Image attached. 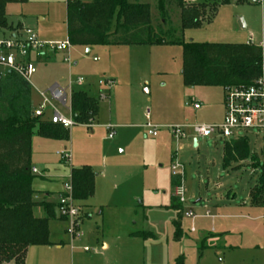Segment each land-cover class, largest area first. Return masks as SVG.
Masks as SVG:
<instances>
[{"label":"rangeland","instance_id":"1","mask_svg":"<svg viewBox=\"0 0 264 264\" xmlns=\"http://www.w3.org/2000/svg\"><path fill=\"white\" fill-rule=\"evenodd\" d=\"M130 1L148 4L153 26L162 25V30L168 34L167 39L177 43L146 47L143 50L134 48L108 51L92 48L89 58H98L97 63H92L86 56H76V51L84 54V49L69 48L71 64L73 59L78 62L76 69H69L67 64L62 69L38 67L37 74L30 80L31 103L35 109L39 104L36 90L46 91L55 84L63 86L71 74L75 75L72 79L77 78V75L83 77L89 74V81L96 83L99 79L107 78L103 71L113 61L121 63L130 60L131 63V66L124 68L115 67L120 77L114 82L111 92L101 88L108 98L99 101L98 120L91 127L94 134H90V130L83 125L70 129L67 144L70 164H78L87 158H98L99 161L103 157L107 158L103 188L108 198H114L113 205L106 207L104 204L101 209L94 202H89L90 219L87 218V211L78 203L81 212L76 220L78 229L74 241L80 242L81 249L75 253L90 255L82 251L85 247L90 253L94 249L98 250L100 243L97 245L95 239L103 235L109 239L111 248L108 260L112 262L118 257H115L117 252L113 248L114 244H110V239L126 232H150L155 236L154 247L157 250L164 248L163 253L148 251L144 264H175L180 255L177 248L166 250L163 244L169 236L175 211L164 207L170 205L171 198L176 194V187L171 185L170 177L171 166L178 164L182 170L179 169L176 173L183 174L184 214L189 210L194 213L196 208L207 206V202L218 201L231 205V208L238 210L236 215L241 216L230 222L234 233L226 238V242L236 244L237 249L231 252L209 250L205 253L208 256L203 257V264H264V184L263 191L257 196V202L261 206L254 208L253 212L258 219L253 221L246 218L244 212L248 209L247 201L251 192L261 186L262 181L264 183V142L253 134H242L249 141L250 160L232 164L227 169L222 160L223 140L215 136L198 139V146L192 147L193 138L189 128L219 122L223 93L221 88L184 86L180 45L191 40L207 44H252L262 49L264 63V4L254 5L251 0H243L239 4L232 2L219 7L213 17L209 12L199 30L181 32L176 8L170 7L165 14H161L157 8V0ZM7 13L9 16H24L29 23L36 22L38 15L45 16L47 20L42 25L43 30L51 35H62L66 29L65 0H30L25 7L11 5ZM15 22L16 20L10 19V23ZM189 101L199 103L200 110L194 111L191 107H186L185 103ZM146 110L150 111V118L146 117ZM61 113L69 116L66 111L61 110ZM111 116L114 118L112 124L127 126L121 130L116 129L113 140L108 139L107 127L105 128ZM146 123L159 126L157 138L147 137V129L140 128ZM176 126H187L185 131L189 138L180 142L172 138L168 128ZM48 154L50 155L46 159L51 167L49 170L68 181L70 164L60 163L54 151ZM253 156L256 163L251 161ZM176 204L179 205L180 202L177 200ZM99 211L102 213L101 217L98 216ZM253 214L249 217L253 218ZM65 225L68 227V224ZM65 225H52V240L64 239L62 228ZM204 244L209 246L210 242ZM185 251L186 264H197V259L189 253L190 250ZM67 261L72 264L69 256Z\"/></svg>","mask_w":264,"mask_h":264},{"label":"trees","instance_id":"2","mask_svg":"<svg viewBox=\"0 0 264 264\" xmlns=\"http://www.w3.org/2000/svg\"><path fill=\"white\" fill-rule=\"evenodd\" d=\"M243 0H157L161 14L174 7L179 12L180 31L199 29L210 12L212 17L221 6ZM28 0H0V35L12 31L6 7L26 4ZM67 42L70 46H165L175 44L167 39L162 25L153 26L148 4L130 0H65ZM164 20V19H163ZM182 47V81L186 87L223 88L248 86L261 76L262 49L252 44L180 43ZM38 63V61H37ZM99 102L81 90L71 95V117L77 125L94 121ZM67 141L68 132L60 126L32 117L30 86L14 74L0 81V264H24L29 247L52 246L49 222L53 207L43 205L46 217L37 219L33 210L35 192L31 189V137ZM224 168L250 160L247 139L224 141ZM251 161L256 163L253 156ZM95 173L88 166L71 169L73 198L86 202L94 195ZM179 184L177 177L171 181ZM261 186L251 193V203L261 206L257 196ZM172 199L168 209L176 212L172 225L173 240L182 237L181 206ZM258 204V205H257ZM143 240H155L150 232L132 234ZM201 250V249H200ZM175 264H183V258Z\"/></svg>","mask_w":264,"mask_h":264},{"label":"crops","instance_id":"3","mask_svg":"<svg viewBox=\"0 0 264 264\" xmlns=\"http://www.w3.org/2000/svg\"><path fill=\"white\" fill-rule=\"evenodd\" d=\"M29 1L30 0H28V2ZM28 2L23 5L19 4V6L25 7L28 4ZM11 5H16V4H11ZM11 5H8L6 7V16L9 24L12 26L13 29L30 28L36 33L38 40L42 43H49V42L64 43V41H67L66 29H64L62 35H57V36L44 32L42 25L47 20L45 16L38 15L36 16V22H31V23H29L27 18L21 15H20L21 17L9 16V14L7 13V9ZM10 19L16 20L15 24L10 23ZM199 29H194V30H199ZM190 42H193V40H191ZM146 47L149 48L150 46H94V47L70 46V48L74 50L84 49L85 55L83 54V52L80 53V51H76L77 52L76 56L81 58L82 56H86L89 59V61H91L92 63H97L99 61V59L97 58L98 59L97 62H93L92 59L96 57L89 58L92 48H99L109 51L112 49L132 50L134 48H136L137 50H143V48ZM65 52L49 53L38 59L37 72H38V67H43L44 69H48V68L62 69L68 66L69 69L71 68L76 69L78 67L77 60L72 58L74 61L71 64V60H70L71 53L68 50L66 57ZM65 59H68L70 64L64 62ZM116 66L124 68L127 66H131V63L130 60H126L121 63L120 62L118 63L117 60L113 61V64L111 63V65H109V67H106L103 71V73L107 76V78H102V79H111L112 81L115 82L116 79L120 77L117 73V70H115ZM68 76H70L69 79L75 77V75L72 74ZM77 77H81V76L77 75ZM83 77L86 78L87 85L79 87L77 88V90L84 91L90 97L96 98L98 100V95L101 92V89H99L96 83L89 81L88 79L89 74H85L83 75ZM66 83L64 85H66ZM48 86L45 89H47ZM98 115H99V109H98V114L93 121V124L95 123V121L98 120ZM145 115L147 118H150L151 115L150 111L146 110ZM223 115H224V108H223V96H222V112L219 122L207 126L219 125L223 119ZM48 118L49 115L47 114L42 121L49 123ZM113 121L114 118L111 116L110 122L105 126V128L113 127L114 133L116 129L121 130L124 127L125 128L127 127L126 125H122V124L121 125L112 124ZM145 125L140 126V128L145 129ZM154 126L157 128L159 127L157 125ZM89 130H90V134L93 135L94 132L91 130V128ZM67 132L69 135L70 130H67ZM107 135H108V131H107ZM113 139L114 137L111 140ZM67 144H68V140L54 141V140L42 139L36 135V128L33 130V134L31 137V173L32 170H36V174L32 173L33 179L31 182V189L32 191L35 192L33 201L34 203L37 204V206L33 210V215L37 219L46 217V213L42 206L51 205L53 207V213L55 218L49 222V240L52 246L29 247L26 252L24 264H68L67 256L70 257L72 264H144V259L148 251H153L155 253L158 252L163 253L162 248L164 247H160V249L157 250V247H154L155 246L154 240H143L140 238L132 237V234L135 233H127V232L122 234L121 236H116L115 239L113 238L110 239V244L111 243L112 245L114 244L113 248L117 252L115 257L118 258L117 260L114 259L115 261L110 262L108 260V252L110 251L111 245H109L108 242L109 239L103 237V235H100L95 239L97 245L100 243L98 250L94 249L92 253H90V250L85 247L82 249V251L90 255H82V254L78 255L77 253H75L76 251H79L81 249L79 246L80 242L74 241L77 236L70 235L69 223L59 219L56 215L57 199L62 192V186L63 183L66 181V178H63L62 176L56 174V172L49 170V168L51 167L49 166V163L46 159V157L50 155L48 154L50 151H54V154L57 155V150L59 151L64 149L67 150ZM192 147H193V143H192ZM99 160L100 159L98 158H96L95 160L87 158L81 162H78V164L69 163L70 166H69L68 179H70L71 169H78L84 166L90 167L92 171L95 173L93 197L90 200L83 203L77 202V204L80 203L84 208V210L87 211L86 215H88L87 216L88 219L91 218V215H89V210H91V206L89 205V202H94V205L100 209L103 208L104 204L106 207H109L114 204V198H112V196L109 198L107 197V192L103 188V182H102L103 178H106L105 171L107 170V162H108L107 158L103 157L101 161ZM112 164L113 162L110 163V165ZM35 177H37V179ZM173 178L175 177L171 175L170 183ZM250 197L247 201V204L249 202L248 207L245 203L243 204L244 208L246 207L248 208L245 209L246 211H244L246 214L245 217L255 221L258 218H255L256 215L253 214V212L255 211L254 208H259L260 206H254L250 202ZM172 199H176L175 196L172 197L171 200ZM169 206L170 205L164 208L170 210L168 209ZM179 206H181L182 209V219H181L182 237L178 242H175L173 240L174 228L172 223L176 218V212H175V218L170 223L171 229L169 232V236L166 237V239L163 241V244L166 250L170 248L171 249L177 248L178 253L180 254L178 258L179 257L183 258V264H186V261L184 259V257L186 256V251H185L186 249L190 250L189 253L190 254L192 253L193 256L196 257L197 264H203L205 260V259L203 260V257L208 256L205 255V253H208L209 250L217 249L219 251L231 252L237 249L236 244H231L226 242V238L230 236L232 233H234L233 232L234 230L231 229L232 223L230 222L239 219V217L241 218V216L236 215L237 214L236 211L238 210H234L233 208L230 207L231 205L229 206V204L228 205L222 204L221 202L218 201L213 203L207 202V206L204 205V207L200 206L198 209L196 208L195 212L193 213L194 214L193 218H188L186 214H184V209L182 207L183 204H179ZM189 211L193 212L192 210ZM249 213L253 214V218L249 217L251 215ZM101 214H102L101 211H99L98 216L101 217ZM53 224H61V225L68 224V227L67 225H65V227L62 228V231L64 233L63 235L64 239L59 238L57 240H52L51 232H52ZM263 227H264V217H263ZM66 233H68V235ZM206 242H210V245L206 246L204 244ZM85 249H88V251L86 252ZM8 264H12V263H8Z\"/></svg>","mask_w":264,"mask_h":264},{"label":"built area","instance_id":"4","mask_svg":"<svg viewBox=\"0 0 264 264\" xmlns=\"http://www.w3.org/2000/svg\"><path fill=\"white\" fill-rule=\"evenodd\" d=\"M251 4L263 5L264 0H251ZM69 43H42L38 40L36 33L30 28L13 29L4 35H0V81L8 74H14L25 81L30 86V80L37 74V61L49 53H58L68 51ZM97 62V58L92 59ZM64 62L69 64V60ZM99 89L105 88L110 91L114 86L111 79H99L96 82ZM87 85L84 77L69 79L66 85H54L49 90H36L39 98V104L32 110V117L43 120L48 114V122L57 125L65 130H70L77 124L71 117V95L77 88ZM224 115L219 125L205 126L194 125L190 127L191 138L193 142L198 139L204 140L210 137H217L223 141L247 139L242 134L250 133L254 137L264 142V63L261 67V76L248 86H226L222 88ZM108 95L101 91L98 100H106ZM186 107H191L194 111L200 109L197 102H186ZM61 110L69 113L65 116ZM93 121L83 125L90 129ZM146 136L156 138L159 128L146 124ZM187 126L170 127L169 132L176 141L180 142L189 138L186 129ZM113 127H107L108 139L111 140L115 133ZM192 142V143H193ZM249 142V141H248ZM198 143L196 144V147ZM57 157L63 164L69 165L70 155L64 149L57 152ZM180 165L171 166L172 176L177 177L179 184L176 186L175 198L184 204L183 174L176 173ZM36 174V170H32ZM80 208L77 201L73 198V191L70 179L65 181L62 186V192L57 199L56 215L59 219L69 223L70 235L76 236L78 223L76 220L80 217ZM188 218H193L191 211L186 212ZM87 252L88 249H85Z\"/></svg>","mask_w":264,"mask_h":264},{"label":"water","instance_id":"5","mask_svg":"<svg viewBox=\"0 0 264 264\" xmlns=\"http://www.w3.org/2000/svg\"><path fill=\"white\" fill-rule=\"evenodd\" d=\"M243 27V26H242ZM196 140L193 142V147L196 148Z\"/></svg>","mask_w":264,"mask_h":264}]
</instances>
